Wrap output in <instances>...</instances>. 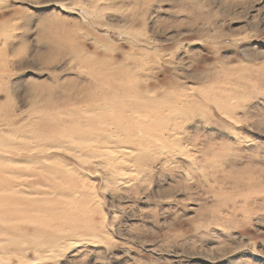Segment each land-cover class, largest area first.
Instances as JSON below:
<instances>
[{
    "label": "rangeland",
    "instance_id": "rangeland-1",
    "mask_svg": "<svg viewBox=\"0 0 264 264\" xmlns=\"http://www.w3.org/2000/svg\"><path fill=\"white\" fill-rule=\"evenodd\" d=\"M0 264H264V0H0Z\"/></svg>",
    "mask_w": 264,
    "mask_h": 264
},
{
    "label": "bare ground",
    "instance_id": "bare-ground-1",
    "mask_svg": "<svg viewBox=\"0 0 264 264\" xmlns=\"http://www.w3.org/2000/svg\"><path fill=\"white\" fill-rule=\"evenodd\" d=\"M132 115H133V113H132ZM134 116V115H133ZM139 124V123H138ZM143 126V125H142Z\"/></svg>",
    "mask_w": 264,
    "mask_h": 264
}]
</instances>
